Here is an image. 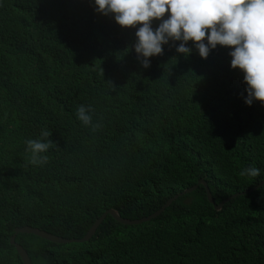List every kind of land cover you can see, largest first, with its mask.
Here are the masks:
<instances>
[{
  "label": "trees",
  "instance_id": "trees-1",
  "mask_svg": "<svg viewBox=\"0 0 264 264\" xmlns=\"http://www.w3.org/2000/svg\"><path fill=\"white\" fill-rule=\"evenodd\" d=\"M136 30L94 0H0V264H22L18 227L80 239L108 209L136 220L198 180L218 204L264 179V105L244 103L231 49L202 59L189 41L185 57L169 41L144 68ZM43 130L54 145L32 165ZM249 166L260 175L240 176ZM15 241L32 264H264V185L219 211L199 185L149 222L107 215L83 243Z\"/></svg>",
  "mask_w": 264,
  "mask_h": 264
},
{
  "label": "clouds",
  "instance_id": "clouds-1",
  "mask_svg": "<svg viewBox=\"0 0 264 264\" xmlns=\"http://www.w3.org/2000/svg\"><path fill=\"white\" fill-rule=\"evenodd\" d=\"M94 5L96 12L113 15L121 28L137 29L132 47L144 68L150 67V57L163 55V45L169 41H180L176 52L185 57L192 51L186 46L191 41L202 59L217 45L230 48V67L243 73L247 85L244 103L264 105V0H94ZM153 20L160 21L155 29ZM92 111L80 105L76 117L95 132L101 125L93 123ZM50 135L51 131L43 130V140L26 141L32 165L47 163L48 157L42 154L54 145ZM239 175L255 178L260 170L244 167Z\"/></svg>",
  "mask_w": 264,
  "mask_h": 264
},
{
  "label": "water",
  "instance_id": "water-1",
  "mask_svg": "<svg viewBox=\"0 0 264 264\" xmlns=\"http://www.w3.org/2000/svg\"><path fill=\"white\" fill-rule=\"evenodd\" d=\"M201 185L203 186L205 193H206V198L208 200L209 204H212L214 209L219 211L222 209V207L229 202L230 200L245 195V194H249L255 190H257L258 188H260L262 185H264V179L258 183L257 185H255L254 187L245 190L243 192H238L235 193L225 199H223L221 202H219L218 204L214 203V200L212 198V195L210 193V190L206 184L205 181L203 180H198L197 183L189 188L184 189L183 191L175 194L174 196L170 197L168 200H166V202L158 209L156 210L154 213L143 217L141 219H136V220H129V219H124L121 218L120 215L118 214V212L116 210L113 209H108L106 210L99 218H97L94 223L92 224V226L88 229V231L86 232V234L81 237L80 239H67V238H62L60 236H56L53 235L51 233H48L44 230L38 229V228H34V227H30V226H22V227H18L14 229V234L10 237V244L15 248L17 254L19 255L21 261L23 264H32L31 259L27 253V251L18 243H16L15 238L16 235L21 233V234H31L34 235L38 238L47 240L49 242L55 243V244H68V243H83L86 242L88 240H90L92 238V236L95 234L97 228L100 226V224L103 222V220L106 218L107 215H110L115 221L124 224V225H139L141 223H145V222H149L150 220L158 217L167 207H169L175 200H177L178 198L182 197L183 195L189 194L191 192H193L194 190H196V188Z\"/></svg>",
  "mask_w": 264,
  "mask_h": 264
}]
</instances>
